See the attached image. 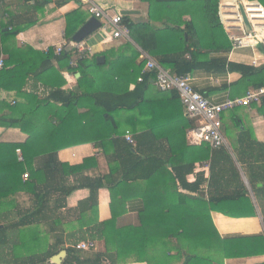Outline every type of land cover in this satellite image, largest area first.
<instances>
[{"label":"crops","instance_id":"crops-1","mask_svg":"<svg viewBox=\"0 0 264 264\" xmlns=\"http://www.w3.org/2000/svg\"><path fill=\"white\" fill-rule=\"evenodd\" d=\"M94 1L109 14L113 15L119 12L121 16L128 17V20L133 24L126 38L114 39L108 31L98 30L83 41V46L89 51L88 61L95 57L97 64L96 66L94 64L87 66L84 73L92 80L93 88L98 93L126 95L132 92L135 88V81H132V70L142 62L145 63L147 58L156 61L148 53L149 49L155 47L154 32L159 30L163 35L158 40L160 44H172L167 40L169 34H172L168 28H182L186 23H191L194 26L195 40L201 46L198 57L200 66L187 77L190 85L210 103L219 104L227 98L241 97L250 89H258V85L259 88L263 87H260V83L264 81V78L261 79L260 76H255L252 82L245 81L239 73L228 71L227 67L221 68L222 61L263 68L264 46L232 50L224 29L222 27L217 29L214 25L212 14L215 0H184L180 3L156 0ZM77 10L83 12L86 18L84 24L92 18L86 11V7L81 5L78 0H49L48 2L45 0H0V21L3 25L10 21V26L19 31L16 39L10 40L6 47L10 52H14L15 61L24 60L28 67L26 72L28 75L21 89L26 94L25 97H18L15 90L8 92L2 90L1 100L7 103L12 100L17 101L27 108H32L36 99L44 100L59 90L53 84L61 85L59 83L62 80L65 81V84L60 86V91L64 94L69 91L77 92L79 89L77 80L80 78V73L62 70L63 64H59L55 60L47 63L40 62L38 59L39 65L48 69L51 74L49 83L42 82L36 78V74L29 73L36 64L31 59V57H35L33 52L28 49L30 48L35 53H45L47 48L61 45L65 49L71 50L70 44L74 43L72 37L84 24L75 31L71 40H68L66 38V16ZM122 12L132 13L122 15ZM2 31H7V29L3 26ZM17 50H23L25 53H19ZM1 58L5 60L7 56L2 54ZM98 58H103V61L98 62ZM253 61H256L255 66L252 65ZM106 62L109 63L107 70L98 67ZM143 69L144 67L137 77V82L139 78H143V75L149 74L142 73ZM46 78L45 75V80ZM149 85L148 89L144 91L145 101L142 102L140 108L129 115L127 114L126 118L125 116L114 118L119 129L125 130L122 137L124 145L129 144L124 138L125 132H127L135 140V144L132 146L139 147V156L142 157V160L153 156L165 162L164 167L166 168L160 172L162 175L172 172V162L178 161L182 164L194 162V171L188 172L185 180L188 184H192L197 178L196 174L202 173L205 179L204 185L199 187V192L187 193L182 191L181 186H179V191L207 201L211 191L208 190V181L213 150L189 143L187 131L190 129L188 127L190 122L184 115L180 100L178 101L174 95L159 91L152 78L149 79ZM173 93L175 94V92ZM57 98L61 99V97ZM54 106L51 110L55 111L58 116L66 115L68 110L63 109L60 102ZM259 107L260 105L252 104L248 108L240 107L228 111L222 116L221 131L226 141L225 151L232 162L229 163L224 159L221 151L217 149L214 153L212 175L217 180V175L225 172L230 180V187L226 190L231 194L238 186V178L234 175L233 170L235 166L239 179L247 189L251 202L255 205L256 215L254 217H230L218 211L210 212L212 225L221 240V253H219L218 246L211 252L215 254L214 259L221 264H264V197L255 198L248 180L249 177L252 178L256 186L259 187L264 184V172L258 168L259 165L264 164L253 159L259 155L264 156V117L258 112ZM44 110L46 111L40 115V118L38 117L36 122L40 124L39 131L33 134L34 140L43 142L47 140L49 134L48 128H44L46 118L49 116V122L51 119V112H48L47 109ZM235 120H237L236 125ZM57 123L58 121L51 122L52 125H57ZM84 125L91 126L83 128ZM108 125L101 118L89 120V124L83 121L73 132V136L79 139L89 138L94 142L73 143L71 146L62 147L57 152V160L69 166H81L84 161L88 160L89 166L82 172L71 175L67 183H79L83 178L100 179L105 177L118 181L123 178L127 168L131 170L129 172L131 177L136 176L135 181L128 180L125 183L120 181L115 185L112 183V186L105 185L106 187L101 188L96 197L94 196L91 200L89 189L80 188L67 197L64 206L63 200L56 190L58 187L55 184L58 181L56 179L47 202L46 214H40L39 220L35 224L23 227L22 231L7 229L6 243L0 244V264H15V246H20V253L45 254L61 252L63 248L75 249L76 244L93 241L96 246L94 250H79V253L82 256H88L103 251L104 242L98 239L100 223L115 219L119 227L131 226L133 222L142 217L144 203L147 200H154L153 197L144 196L147 191L149 192V189L160 192L171 187L170 182L165 180L154 181L152 184L146 180L149 171L159 161H154L155 164L151 169L143 164L132 170L131 158L126 155V152L114 148L109 144L110 142L102 141L101 137L107 136L105 133L109 128ZM244 129L248 132H245ZM28 140L27 133H22L19 129L0 128V142L2 143L23 144ZM192 148H202L207 157L197 161V158L192 156L190 150ZM251 159L255 162L254 166L249 165ZM41 161L42 158L34 162L33 166L37 167L42 163ZM125 163L128 164L127 168H123ZM251 167L256 174H252ZM158 174L159 172L156 175ZM119 184L121 186L116 187ZM111 192L116 200H123L119 202L120 207H117V203L115 204V212L110 206ZM211 192L213 194V190ZM153 193L155 192L153 191ZM156 196L158 197V195ZM236 202L238 201L223 200L220 203L230 205ZM33 203L32 197L23 192L10 195L5 199L1 197L0 225L12 223L18 217L17 210L13 207L5 208L4 205H15L22 210H29ZM199 248L201 247L199 246ZM175 255V251L169 254L170 257ZM119 264L144 263L128 259ZM165 264H180V262L169 260Z\"/></svg>","mask_w":264,"mask_h":264},{"label":"trees","instance_id":"trees-1","mask_svg":"<svg viewBox=\"0 0 264 264\" xmlns=\"http://www.w3.org/2000/svg\"><path fill=\"white\" fill-rule=\"evenodd\" d=\"M48 1L45 0V2ZM156 1L180 3L184 0ZM257 1L260 2L259 0ZM261 1L264 2V0ZM218 3L219 0L213 2L214 12L212 17L214 25L217 29H220L221 25L217 16ZM260 3L264 6V3ZM85 20L83 12L79 10L66 16V38L68 40H71L72 35L84 24ZM122 21L129 30L133 27L128 17L122 16ZM10 25V21L6 25H3L2 21H0V58L2 54L7 56V59H3V68L0 70V93L2 90H5V92L15 90L18 97L24 98L26 94L21 89L28 75L26 73L28 67H26L24 60L15 61L14 52H10L6 47L8 42L10 40L14 41L19 33L17 28L13 29ZM3 26L7 31H2ZM168 29L172 34H169L167 40L172 42V44H160L158 40L163 35L159 30H156L154 32L155 47L149 49L148 53L156 59L157 63L164 68L170 69L174 74L188 76L200 66L198 57L201 46L195 40L196 30L191 23H186L182 28L172 27ZM28 49L33 52L35 57H31V59L36 64L29 73L36 74V78L40 81L49 83L51 74L48 72V69L42 68V65H39L38 59L40 62L47 63L55 60L59 64H63L62 70L66 69L71 73H80V78L77 80L79 89L77 92L69 91L67 94H64L60 91V86L65 84V81L62 80L59 83L61 85L53 84L59 90L44 100L36 99L32 108H27L25 105L13 100L7 103L0 98V128L19 129L22 133H27L29 136V140L23 144L0 142V198L4 197L5 199L10 195L23 192L29 194L34 202L32 208L29 210H22L19 206L15 207V205H4L5 208L13 207L17 210L18 217L12 223L0 225V244L6 243L5 233L7 229L22 231L23 227L35 224L39 220L40 214H46V210L48 209L47 202L50 198L51 189L54 186L53 182L56 179L58 180L55 183L58 186L56 190L62 198L64 206L67 197L80 188L89 189L91 200L94 196L96 197L101 188L106 187L105 185L112 186L117 182L120 183V181H123L121 183L128 182V180L135 181L136 176L131 177L129 175L131 170L126 167L128 164L125 163L123 168L127 169L124 171L123 178L118 181L105 177L100 179L83 178L79 183H67L71 175L78 174L89 166L88 160L84 161L81 166H69L57 160V152L62 147L71 146L73 143L93 141L89 138H76L73 136V132L83 121L89 124V120L101 118L109 124V128L105 133L107 136L101 137L102 141L110 142L109 144L114 148L126 152V155L131 158L132 170L143 164L149 166L148 168L151 169L155 164L154 161H159L149 171L146 180L149 181V184H152L154 181L161 180L160 182H162L165 180L170 182L171 187L160 192H158L159 190L149 189V192L147 191L144 196H147V198L153 197L154 200H147L144 203V210L141 212L142 217L133 222L131 226H126L125 228L119 227L115 219L100 223V235L98 239L104 242L103 251L82 256L79 250L63 248L62 250L67 252V256L62 264H119L124 263L128 259L144 264H165L169 260L179 261L180 264H221L214 259L215 254L211 252L217 249L218 246L219 253H221V240L212 225L210 212L218 211L230 217H254L256 215L255 205L251 202L247 189L239 179L235 166L233 170L234 175L238 178V186L231 194L226 190L230 187V180L225 172L217 175V180L212 175L215 160L214 153L217 149L212 151V167L208 181V190H213V194L210 191L209 198L206 201L200 197L190 196L179 191V186H181L182 191H186L187 193L199 192V187L204 185L205 179L202 173L196 174L197 178L192 184H188L185 180L187 173L194 171V162L190 164H182L178 161L172 162V172L162 175L160 172L166 168L164 167L166 165L165 162L153 156H148L145 160H142V157L139 156L140 149L137 145H124L122 137L125 130L119 129L114 118H122L123 116L126 118L127 114L129 115L137 108H140L142 102L145 101L143 97L144 91L150 86L149 79H154V74L149 73L143 75L141 82L136 81L145 63L142 62L132 70V81H135V88L132 92L126 95L103 94L98 93L93 88L92 80L84 73V69L90 64L97 65L95 57H92L91 61H88V55L84 58H78L76 51L73 49H64L59 55H55L52 51L48 53H35L30 48ZM17 51L25 53L23 50ZM71 61H75L77 66L72 67L70 65ZM98 67L107 70L109 63L106 62V64ZM225 67L228 68V71L239 73L245 81L252 82L255 76H260L261 79L264 78V67L253 68L222 61L221 68ZM45 75L47 77L46 80ZM261 86H264V81L260 83ZM257 87L259 88V85ZM173 92L169 91L166 93L171 94V96L174 95L179 101L177 94ZM57 97H61V99ZM57 102H60L63 109L68 110L63 117L58 116L55 111L51 110ZM44 109L51 112V119L49 122V116L46 118L44 128H48L47 132L49 134L47 140L43 142L41 140H34L33 134L39 131L40 124L36 122L38 117L40 118V115L46 111ZM80 111L84 112L81 113ZM258 112L264 117V101L261 102ZM223 115L224 113L221 115V121ZM54 121H58L57 125L51 124ZM187 121L190 122L189 128L195 125V122L188 119ZM236 122L237 120H235V125ZM90 126L84 125L82 127L87 128ZM244 131L248 132L246 129ZM126 134L127 132H125ZM258 146L260 147V145ZM17 149L21 151V161L18 160L15 153ZM190 150L192 156L197 158V161L207 157L202 148H192ZM218 150L221 151L224 159L229 163L232 162L225 151V147H221ZM40 158H42V163L34 167V162ZM253 159L264 164V156L262 155ZM241 161L243 162L242 159ZM254 163V160L251 159L249 165L254 166ZM258 168L264 172V165H259ZM250 171L252 174H256L253 167L250 168ZM158 172L159 174L156 175ZM24 174H27V179L22 178ZM248 180L255 198L264 197V184H262V187H259L256 186L252 178L249 177ZM118 186L121 185H116V187ZM109 189L111 190L112 188ZM223 200L238 202L224 205L220 203ZM122 201L116 200L114 194L111 192L110 206L113 210L116 208L115 204L117 203V207H120L119 202ZM19 248L20 246L14 247L15 264H52L50 263V258L59 253L57 251L45 254H25L20 253ZM173 251L176 252V255L170 257L169 254Z\"/></svg>","mask_w":264,"mask_h":264},{"label":"built area","instance_id":"built-area-1","mask_svg":"<svg viewBox=\"0 0 264 264\" xmlns=\"http://www.w3.org/2000/svg\"><path fill=\"white\" fill-rule=\"evenodd\" d=\"M86 7L90 16L99 21L100 31H108L114 39L126 38L129 29L122 21L119 12L111 15L94 0H78ZM217 16L221 27L227 34L231 49L253 48L264 46V6L257 0H221L218 3ZM246 18L250 30L244 24ZM70 46L76 51L78 58L89 55V51L81 43H71ZM63 46H52L45 53L52 51L59 55L64 51ZM3 59L0 58V70L3 68ZM70 65L76 67L75 61ZM256 65V61L252 62ZM142 73L154 74V84L159 91H174L184 109V115L188 120L195 122L187 131V138L192 145H203L210 150H216L226 146L222 134L221 115L229 110L240 107H249L252 104L260 105L264 101V86L258 89H250L241 97L227 98L219 104L210 103L198 93L189 83L187 76H180L165 69L155 60L147 58ZM142 78L138 79L140 82ZM125 140L134 145L135 142L130 134L124 136ZM18 160H22L21 151H15ZM23 179H27L24 174ZM76 250L90 251L96 248L95 242L88 241L76 244Z\"/></svg>","mask_w":264,"mask_h":264},{"label":"water","instance_id":"water-1","mask_svg":"<svg viewBox=\"0 0 264 264\" xmlns=\"http://www.w3.org/2000/svg\"><path fill=\"white\" fill-rule=\"evenodd\" d=\"M132 12H122V15H128ZM244 18V24L247 30H250V27L248 25V22L245 17ZM101 25L98 20L95 18H90L72 37V41L74 43H81L89 36L94 34L100 29ZM103 61V58H98V62ZM67 256V252L65 250L59 252L57 255L51 257L50 262L52 264H62Z\"/></svg>","mask_w":264,"mask_h":264},{"label":"rangeland","instance_id":"rangeland-1","mask_svg":"<svg viewBox=\"0 0 264 264\" xmlns=\"http://www.w3.org/2000/svg\"><path fill=\"white\" fill-rule=\"evenodd\" d=\"M260 2L264 3L263 1L259 0Z\"/></svg>","mask_w":264,"mask_h":264}]
</instances>
